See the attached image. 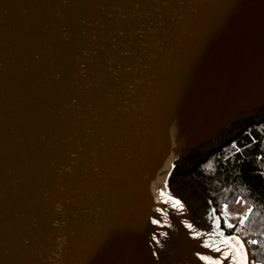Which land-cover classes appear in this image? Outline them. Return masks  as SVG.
<instances>
[{"label": "water", "instance_id": "obj_1", "mask_svg": "<svg viewBox=\"0 0 264 264\" xmlns=\"http://www.w3.org/2000/svg\"><path fill=\"white\" fill-rule=\"evenodd\" d=\"M261 120L264 0H0V264L220 257L190 175Z\"/></svg>", "mask_w": 264, "mask_h": 264}, {"label": "trees", "instance_id": "obj_2", "mask_svg": "<svg viewBox=\"0 0 264 264\" xmlns=\"http://www.w3.org/2000/svg\"><path fill=\"white\" fill-rule=\"evenodd\" d=\"M191 178L212 202L220 215L222 206L246 201L244 223L223 228L239 235L248 249L249 264H264V120L254 123L234 139L213 151L197 165ZM249 240L258 241L251 245Z\"/></svg>", "mask_w": 264, "mask_h": 264}, {"label": "snow or ice", "instance_id": "obj_3", "mask_svg": "<svg viewBox=\"0 0 264 264\" xmlns=\"http://www.w3.org/2000/svg\"><path fill=\"white\" fill-rule=\"evenodd\" d=\"M166 193L163 190L159 191V196L164 197ZM168 200L172 203L173 206H176L178 208H182V205L180 204L179 200L173 199L171 196L168 197ZM226 207V206H225ZM157 211H160L157 209ZM249 211H251L249 209ZM153 224H158V220H152ZM214 223H216L214 221ZM241 225L244 223V219L241 218L240 220ZM225 227L232 229L236 228V232H239V227L235 226L231 223H228L227 221L224 222ZM189 228H191V225H188ZM201 233L197 232L195 233V237H199ZM204 235L209 236V239H206L203 241V244L201 245L202 248L209 249L211 252H218L220 253V257L214 258L212 255H203L200 252L196 253V256L199 260L205 261L206 264H221V260H228L229 264H248V254L245 249L244 242L242 238L233 233L232 235H225L222 231H218L215 227L210 233H206ZM212 236L220 237L219 241L212 240ZM155 239V237H153ZM249 244L251 245H257L258 241L256 240H249ZM220 245H226L227 249H221Z\"/></svg>", "mask_w": 264, "mask_h": 264}, {"label": "rangeland", "instance_id": "obj_4", "mask_svg": "<svg viewBox=\"0 0 264 264\" xmlns=\"http://www.w3.org/2000/svg\"><path fill=\"white\" fill-rule=\"evenodd\" d=\"M248 212L249 204L246 201H242L240 203L226 204L222 206L220 215L218 213L217 215L221 226L225 221L234 225L236 223H240L241 218L245 219Z\"/></svg>", "mask_w": 264, "mask_h": 264}]
</instances>
